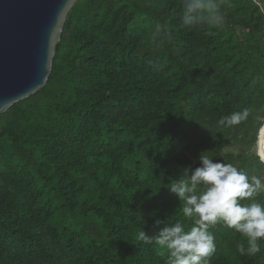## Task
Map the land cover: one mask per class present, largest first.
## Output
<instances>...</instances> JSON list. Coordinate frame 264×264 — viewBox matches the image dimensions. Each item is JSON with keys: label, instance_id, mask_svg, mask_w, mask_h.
Wrapping results in <instances>:
<instances>
[{"label": "trees", "instance_id": "trees-1", "mask_svg": "<svg viewBox=\"0 0 264 264\" xmlns=\"http://www.w3.org/2000/svg\"><path fill=\"white\" fill-rule=\"evenodd\" d=\"M187 3L70 6L44 85L0 114V264H168L155 236L194 225L169 188L199 155L264 180V12L204 0L185 18ZM209 231L208 264H264V238L241 255L244 235L222 221Z\"/></svg>", "mask_w": 264, "mask_h": 264}, {"label": "clouds", "instance_id": "clouds-1", "mask_svg": "<svg viewBox=\"0 0 264 264\" xmlns=\"http://www.w3.org/2000/svg\"><path fill=\"white\" fill-rule=\"evenodd\" d=\"M204 0H188L185 18L203 8ZM248 111L234 112L223 117L222 125H235L246 119ZM199 166L184 169L187 179L179 180L169 189L184 201L183 215L194 220L187 231L179 222L159 228L155 242L169 253L168 264H208L215 251L214 236L210 226L223 222L248 239L249 247L238 245L241 255L260 251L257 241L264 238V204L254 197L264 192V180L259 176L248 177L232 164L213 160L208 155H199ZM203 191L198 192L197 186ZM252 202L241 204L240 200ZM157 225L160 221H156ZM140 240L152 243L153 237L144 231Z\"/></svg>", "mask_w": 264, "mask_h": 264}, {"label": "water", "instance_id": "water-1", "mask_svg": "<svg viewBox=\"0 0 264 264\" xmlns=\"http://www.w3.org/2000/svg\"><path fill=\"white\" fill-rule=\"evenodd\" d=\"M74 1L0 0V114L44 85ZM260 144L264 154V133Z\"/></svg>", "mask_w": 264, "mask_h": 264}, {"label": "bare ground", "instance_id": "bare-ground-1", "mask_svg": "<svg viewBox=\"0 0 264 264\" xmlns=\"http://www.w3.org/2000/svg\"><path fill=\"white\" fill-rule=\"evenodd\" d=\"M264 133V126L260 129V133H259V138L258 141L261 142V138L263 136ZM258 153L260 154V157L262 158V160L264 161V154L262 152V148H261V144L258 147Z\"/></svg>", "mask_w": 264, "mask_h": 264}, {"label": "built area", "instance_id": "built-area-1", "mask_svg": "<svg viewBox=\"0 0 264 264\" xmlns=\"http://www.w3.org/2000/svg\"><path fill=\"white\" fill-rule=\"evenodd\" d=\"M251 1L264 12V0H251ZM263 28H264V24H263Z\"/></svg>", "mask_w": 264, "mask_h": 264}, {"label": "rangeland", "instance_id": "rangeland-1", "mask_svg": "<svg viewBox=\"0 0 264 264\" xmlns=\"http://www.w3.org/2000/svg\"><path fill=\"white\" fill-rule=\"evenodd\" d=\"M258 138H259V133H258ZM257 149H258V146H257V144H256V153H257Z\"/></svg>", "mask_w": 264, "mask_h": 264}]
</instances>
